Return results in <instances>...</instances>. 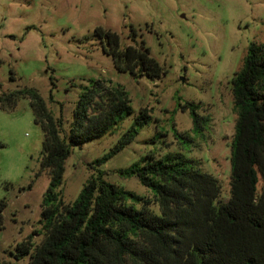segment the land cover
<instances>
[{
	"label": "rangeland",
	"instance_id": "1",
	"mask_svg": "<svg viewBox=\"0 0 264 264\" xmlns=\"http://www.w3.org/2000/svg\"><path fill=\"white\" fill-rule=\"evenodd\" d=\"M132 26L139 42L144 40L164 66L160 79H137L119 71L104 50L106 40L95 35L97 27L111 29L125 47L133 43ZM253 41L264 43V0H0V94L35 87L68 129L81 85L90 78L112 79L128 90L133 113L104 136L72 147L59 187L67 202L78 197L96 172L93 161L118 144L145 107L153 121L97 169L107 170L109 181L147 195L149 189L137 177L125 178L118 170L148 152L181 150L201 159L228 194L237 117L231 81ZM178 98L200 104L201 113L212 118L201 135L192 133V118L179 108ZM174 123L194 141L176 137ZM43 139L30 98L20 97L11 110L0 105V201L7 202L0 224V259L6 261H13L10 251L19 242L41 229L50 183L41 163ZM41 237L36 234L35 240ZM28 262L26 257L18 264Z\"/></svg>",
	"mask_w": 264,
	"mask_h": 264
},
{
	"label": "trees",
	"instance_id": "2",
	"mask_svg": "<svg viewBox=\"0 0 264 264\" xmlns=\"http://www.w3.org/2000/svg\"><path fill=\"white\" fill-rule=\"evenodd\" d=\"M95 35L106 40L104 50L115 67L137 79H160L165 68L150 54L131 27L133 43L121 47L120 35L103 27ZM235 133L231 142L228 194L222 181L205 170L201 159L180 151L148 152L140 161L119 169L137 177L150 194H139L109 181L105 165L132 142L153 116L141 108L129 131L107 154L93 161L96 172L67 202L59 187L73 146L104 136L133 113L128 90L106 78H90L82 86L68 129L35 87L0 94L2 108L13 109L20 97L30 98L35 120L44 134L42 168L50 183L42 203L40 230H34L11 251L18 264H264V43L249 44L241 68L232 78ZM75 85V84H73ZM51 101H54L53 95ZM189 111L192 133L207 130L212 118L194 101ZM175 136L194 141L187 131ZM31 187V186H30ZM7 206L0 201V224ZM41 235L40 241L35 235Z\"/></svg>",
	"mask_w": 264,
	"mask_h": 264
}]
</instances>
